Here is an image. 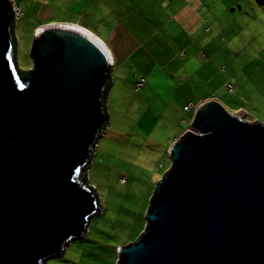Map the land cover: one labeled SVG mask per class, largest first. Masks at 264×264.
<instances>
[{
    "label": "water",
    "instance_id": "1",
    "mask_svg": "<svg viewBox=\"0 0 264 264\" xmlns=\"http://www.w3.org/2000/svg\"><path fill=\"white\" fill-rule=\"evenodd\" d=\"M12 3L0 0V264H46L101 210L85 175L109 124L113 59L97 37L50 23L22 76ZM169 154L116 264H264V122L203 100Z\"/></svg>",
    "mask_w": 264,
    "mask_h": 264
},
{
    "label": "rangeland",
    "instance_id": "2",
    "mask_svg": "<svg viewBox=\"0 0 264 264\" xmlns=\"http://www.w3.org/2000/svg\"><path fill=\"white\" fill-rule=\"evenodd\" d=\"M175 1L172 10L192 3L200 16L190 29L182 32L173 25L169 32L180 40L186 37L185 48L179 52L183 61L177 63L174 75L187 98L178 99L183 96L178 93L176 100L162 106L149 100L147 78L146 85L138 87L142 69L137 54L122 65L128 69L126 74L112 64L107 90L109 124L85 175L100 194L101 210L92 217L85 235L73 239L46 264H116L118 247L134 241L144 230L156 182L171 161L169 148L191 125L193 107L202 97L215 98L246 119L264 122L263 2L198 0L200 5L195 6L194 0ZM13 2L22 9L14 24L17 64L26 70L34 65L30 51L35 33L49 21L73 18L72 1ZM159 12L160 21L164 20L163 9ZM227 82L236 84L237 92H229ZM186 102L192 109L183 106Z\"/></svg>",
    "mask_w": 264,
    "mask_h": 264
},
{
    "label": "crops",
    "instance_id": "3",
    "mask_svg": "<svg viewBox=\"0 0 264 264\" xmlns=\"http://www.w3.org/2000/svg\"><path fill=\"white\" fill-rule=\"evenodd\" d=\"M71 1L73 18L56 19L49 21L48 24H74L92 32L109 50L114 66L120 67V73H128V69L122 65L136 54L139 55L141 57L139 64L142 69L141 78H147L145 95L157 105L171 103L178 98V93L183 95L178 99L187 98L181 90L182 83L179 86L174 75V71L178 70L177 63L181 65L183 61L179 52L182 53L185 48L184 39L186 37L184 36V39L180 40L178 39L179 35L176 33L170 35L169 32L170 29L173 32V25L180 27L183 32V29H190L196 24L200 16L192 3H182L178 9L172 10L173 3H175L174 7L177 6L175 0ZM194 1L196 2L195 6L200 5L198 0ZM63 6L68 7L67 4ZM160 9H163L162 17L164 19L161 21ZM89 16L94 17L89 20ZM175 42H177V47ZM150 52L153 54L151 55ZM122 77L125 79V76L122 75ZM205 98L202 97L199 103L206 100ZM188 104L189 102L183 103V106L186 107ZM190 108L192 109V105ZM194 116L195 112L190 123Z\"/></svg>",
    "mask_w": 264,
    "mask_h": 264
},
{
    "label": "built area",
    "instance_id": "4",
    "mask_svg": "<svg viewBox=\"0 0 264 264\" xmlns=\"http://www.w3.org/2000/svg\"><path fill=\"white\" fill-rule=\"evenodd\" d=\"M12 12H13L14 21H16V19L22 15V9H21V7L18 4H16L15 2L12 3ZM144 83H145V78H141V80L138 82V87H141ZM226 88H227V90L229 92H233V93L234 92H237V85L234 84V83H232V82H227L226 83ZM106 105H107V102H106ZM186 107L187 108H190V105H188ZM196 107H197V105L195 106V108ZM107 127H108V125H107ZM107 127H106L105 131L102 133V135L107 131ZM97 144H98V141L95 143V151H96V148H97ZM94 155H95V152H94ZM87 173H88V171H87ZM86 180L89 182V184H91L90 181H89V179H88V175H87Z\"/></svg>",
    "mask_w": 264,
    "mask_h": 264
},
{
    "label": "bare ground",
    "instance_id": "5",
    "mask_svg": "<svg viewBox=\"0 0 264 264\" xmlns=\"http://www.w3.org/2000/svg\"><path fill=\"white\" fill-rule=\"evenodd\" d=\"M66 25H70V26H73V27H76V28H78V29H80V30H82V31H84V32H86V33H88V34H91L94 38H96V36L92 33V32H90L89 30H87V29H85V28H83V27H81V26H78V25H74V24H66ZM97 39V38H96ZM98 40V39H97ZM100 43H101V41L100 40H98ZM102 44V43H101ZM240 116V115H239ZM242 117V116H241Z\"/></svg>",
    "mask_w": 264,
    "mask_h": 264
},
{
    "label": "trees",
    "instance_id": "6",
    "mask_svg": "<svg viewBox=\"0 0 264 264\" xmlns=\"http://www.w3.org/2000/svg\"><path fill=\"white\" fill-rule=\"evenodd\" d=\"M12 11V9H11ZM12 25H13V20L11 21ZM13 42H14V48L16 50V45H17V40H16V36L13 38ZM32 70H28V71H22L19 69V72L22 74V76H25L26 74L30 73Z\"/></svg>",
    "mask_w": 264,
    "mask_h": 264
},
{
    "label": "clouds",
    "instance_id": "7",
    "mask_svg": "<svg viewBox=\"0 0 264 264\" xmlns=\"http://www.w3.org/2000/svg\"><path fill=\"white\" fill-rule=\"evenodd\" d=\"M13 1V0H12ZM14 24H15V21H14Z\"/></svg>",
    "mask_w": 264,
    "mask_h": 264
}]
</instances>
